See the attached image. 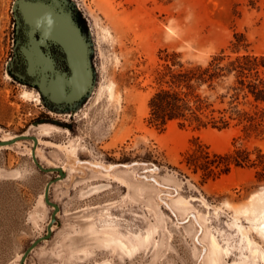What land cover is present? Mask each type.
<instances>
[{
  "label": "rangeland",
  "instance_id": "1",
  "mask_svg": "<svg viewBox=\"0 0 264 264\" xmlns=\"http://www.w3.org/2000/svg\"><path fill=\"white\" fill-rule=\"evenodd\" d=\"M39 5L70 17L84 43L88 81L72 103L71 88L61 103L48 98L57 69L70 85L72 73L65 46L33 25ZM235 33L240 51L264 52V0H0V139L35 134L39 161L66 172L49 192L59 205L51 236L27 264H264V185L253 170L205 178L184 163L233 142L264 150V139L145 122L160 50L203 63ZM31 147H0V264H19L53 210L43 190L57 173L39 170Z\"/></svg>",
  "mask_w": 264,
  "mask_h": 264
},
{
  "label": "trees",
  "instance_id": "2",
  "mask_svg": "<svg viewBox=\"0 0 264 264\" xmlns=\"http://www.w3.org/2000/svg\"><path fill=\"white\" fill-rule=\"evenodd\" d=\"M240 37L235 33L228 47L203 63L183 60L175 50H160L150 73L146 124L157 130L170 123L197 129L234 126L247 140H263L264 52L240 51ZM65 62L62 56L64 68ZM187 158L185 165L201 171L205 178L226 174L232 167H247L254 172V182L264 185V150L260 146L233 142L227 152L204 151L198 161Z\"/></svg>",
  "mask_w": 264,
  "mask_h": 264
},
{
  "label": "bare ground",
  "instance_id": "3",
  "mask_svg": "<svg viewBox=\"0 0 264 264\" xmlns=\"http://www.w3.org/2000/svg\"><path fill=\"white\" fill-rule=\"evenodd\" d=\"M39 7L40 8L30 9L29 16L33 20L34 22L33 25L35 27H39L45 33L50 35L53 39L60 41L61 44L64 45L65 48L67 49L69 57L73 59L72 63L75 66L74 72L76 74V77H72V82L77 84V87L76 88L71 87V95L76 97L80 92L76 94L75 91L78 92L83 89L87 77V72L84 64V60H85L84 43L82 39L79 37V35L76 33L74 28L72 27V25L68 23L69 21H67L68 24L65 22V18L62 15L54 12L53 10L47 8L46 6L39 5ZM69 33L70 35H68ZM71 36L78 42L79 44L78 48H75L76 47L75 45L73 46V40L70 38ZM27 52L29 57L32 59L33 57L32 53L30 51ZM57 80L58 81L63 80L62 76H58ZM82 82L83 85L81 84ZM55 83L56 82L54 81L51 91L54 94V97H57L58 94L55 91H53V87ZM64 93L65 91L62 92V94L60 95V100L63 99ZM0 140H7V139H0ZM0 147H6V146H0ZM258 197L259 199L264 198V193L260 194ZM262 211L264 212V210ZM262 231L264 232V225ZM211 247L213 250V255L216 257L219 252V246L215 239L212 240ZM242 264H249V263L245 262Z\"/></svg>",
  "mask_w": 264,
  "mask_h": 264
},
{
  "label": "water",
  "instance_id": "4",
  "mask_svg": "<svg viewBox=\"0 0 264 264\" xmlns=\"http://www.w3.org/2000/svg\"><path fill=\"white\" fill-rule=\"evenodd\" d=\"M68 18H69L68 20L71 22L70 17H68ZM37 52L41 53L40 49H38ZM64 52H66V51H64ZM65 60H66L67 66L71 69V72H72L71 77H76V74L74 72L75 66L72 63L73 59L68 57V55H66L65 56ZM29 67H31L30 64H29ZM54 69H55V65L52 63L51 67H49V70L50 71H54ZM57 71H60V70L57 69ZM57 71L55 72V82L56 83H55V85L53 87V91H55L58 94V96L57 97H53L52 95H49L48 98L51 99L54 103H61V102H63V101L60 100V95L62 94V92H64L65 90H67V91L70 90L71 87L76 88L77 84H75L74 82H71V85H70L67 82L65 83L63 80L58 81L57 80V76H56ZM62 74H63L64 77L67 78L66 72H62ZM41 79L43 81L44 77L41 76ZM69 79H70V77H69ZM86 81H88V79H86ZM81 84L83 85V82ZM75 92H76V94H78L80 91H78V92L75 91ZM84 95H85V92L84 93H80L74 99H67L64 102L72 103L73 100H78ZM19 140H31L32 141V147L30 149V155H31V158H32L34 164L36 165V167L39 170H41V171H43L45 173H48V172L57 173V175L54 178L48 180L45 183L44 190H43V201L45 202V204H47L48 206L53 208V210L51 212V215H50L49 222L47 223V226H46V232L43 235H40L37 238H35L33 241H31V243L22 252V254L20 256V259H19V264H27L26 259H27L28 255H29V253L39 243H41L44 240L49 239L50 236H51L52 227H53V225H54V223L56 221L57 212L59 211V205L57 203H55L54 201H52V199L50 198L49 192H50L51 185L54 182L65 178L66 172H65V169L62 166H53V167L45 166L39 161V159L37 158V153H36V149H37V145L39 143V139L34 134H32V135H30L28 133L16 134L10 139L0 140V146H10V145H13V144L17 143Z\"/></svg>",
  "mask_w": 264,
  "mask_h": 264
},
{
  "label": "flooded vegetation",
  "instance_id": "5",
  "mask_svg": "<svg viewBox=\"0 0 264 264\" xmlns=\"http://www.w3.org/2000/svg\"><path fill=\"white\" fill-rule=\"evenodd\" d=\"M67 64V63H66Z\"/></svg>",
  "mask_w": 264,
  "mask_h": 264
}]
</instances>
